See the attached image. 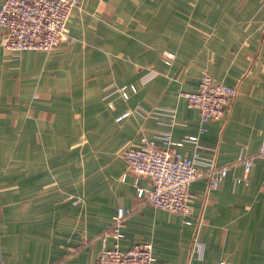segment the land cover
I'll return each mask as SVG.
<instances>
[{"label": "crops", "instance_id": "0c3cea01", "mask_svg": "<svg viewBox=\"0 0 264 264\" xmlns=\"http://www.w3.org/2000/svg\"><path fill=\"white\" fill-rule=\"evenodd\" d=\"M67 25L51 52L7 53L0 34V264L59 261L135 207V185L151 182L129 170L126 145L198 135L201 154L222 163L264 141V0H80ZM152 70L127 99L115 94ZM204 71L238 92L200 132L183 94ZM250 169L232 168L214 189L190 184L201 225L144 207L120 248L152 242L153 264H264V158ZM100 249L95 240L64 264H92Z\"/></svg>", "mask_w": 264, "mask_h": 264}, {"label": "built area", "instance_id": "2783aa9c", "mask_svg": "<svg viewBox=\"0 0 264 264\" xmlns=\"http://www.w3.org/2000/svg\"><path fill=\"white\" fill-rule=\"evenodd\" d=\"M79 4L80 0H4L0 6V34H3L4 50L7 53L28 49L51 52L66 39L68 20ZM162 55L168 65L176 57L169 51ZM156 74L152 70L136 83L120 86L115 94L127 99L130 96L129 89L136 93ZM237 92V87L216 81L209 71L202 73L198 89L183 94L187 103L199 111L200 132L204 131V123L220 119L228 111ZM108 105L112 107L113 103L108 102ZM167 116L174 117V112H167ZM155 136L154 140L143 144L126 145L120 152V156L127 161L129 170L137 178L147 176L151 182L150 187L135 185V194L139 200L137 205L119 207L107 227L91 235L65 258L51 264H64L72 255L90 246L95 240L101 241V249L92 264H153L156 257L153 255L152 242L141 241L125 250L120 248L119 241L124 237L128 218L146 206H154L179 213L201 225L202 220L192 213L189 204L192 197L190 184L204 179L207 180L208 187L214 189L232 168L241 165L248 173L257 159L264 158V141L253 151L242 150L236 158L219 163L201 154L198 135H188L182 140H175L169 132H159ZM188 143L193 144L194 149L187 154L183 148ZM108 236L115 239L113 246H107ZM196 249L201 252L202 245L197 244ZM218 264L230 263L220 261Z\"/></svg>", "mask_w": 264, "mask_h": 264}, {"label": "trees", "instance_id": "16d2710c", "mask_svg": "<svg viewBox=\"0 0 264 264\" xmlns=\"http://www.w3.org/2000/svg\"><path fill=\"white\" fill-rule=\"evenodd\" d=\"M214 78V77H213Z\"/></svg>", "mask_w": 264, "mask_h": 264}]
</instances>
